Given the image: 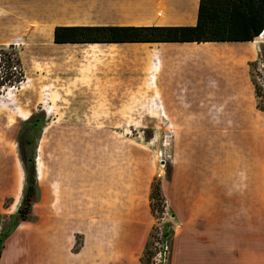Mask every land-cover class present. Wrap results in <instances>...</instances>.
Masks as SVG:
<instances>
[{
  "label": "crops",
  "instance_id": "1",
  "mask_svg": "<svg viewBox=\"0 0 264 264\" xmlns=\"http://www.w3.org/2000/svg\"><path fill=\"white\" fill-rule=\"evenodd\" d=\"M199 5L0 0V46L54 44L71 94L89 95L90 109L137 111L41 131L30 212L4 240L0 264H144L157 224L154 181L165 200L159 228L169 236L170 264H264V111L252 75L259 64L264 77V0L204 3L206 24L232 15L238 29L261 31L252 40L53 41L56 26L195 25ZM159 120L172 127L160 177L150 141L96 129ZM24 184L1 195L0 217L16 214Z\"/></svg>",
  "mask_w": 264,
  "mask_h": 264
},
{
  "label": "rangeland",
  "instance_id": "2",
  "mask_svg": "<svg viewBox=\"0 0 264 264\" xmlns=\"http://www.w3.org/2000/svg\"><path fill=\"white\" fill-rule=\"evenodd\" d=\"M54 46V44H50V47L44 50L37 47L11 48L10 46H0L1 51H10L13 54L18 60L20 70V74H17L14 81L8 84L5 83L3 86L0 85V191L2 190L0 197L5 190L15 186V183L18 189L22 188L25 171L19 153L17 136L30 115L39 119L37 129L32 130L34 141L30 147V151L32 152L35 149L36 153L41 131L55 130L56 127L65 122L102 124L103 120L107 119L110 114L120 118H128L130 113H137V111L115 113L103 111L101 109L102 104L97 105L100 109H90L89 95L71 94L72 88L70 85H64L60 80V66L55 62L56 50ZM252 75L258 85L264 87L261 65H254ZM17 109L21 110L25 117L19 116ZM151 123L152 126H120L96 129H110L115 131L116 134L141 136L143 140L150 141V146L159 149L157 166H159L161 156L159 153L166 161L163 170L165 172L168 165L165 149L170 144L172 127L167 126L160 120L157 122L151 121ZM81 128L90 131V127ZM12 173H14V177L17 175L15 182L11 181L10 175ZM157 179L159 178L156 177ZM9 201L10 197H6L4 202L7 205ZM155 203H157V200H155ZM165 210L164 206L162 211L156 210L155 212L157 224L153 228L147 248L150 252L153 251L155 241L158 239L159 226L162 225L163 217L166 216ZM11 221L12 215L1 213V229L8 227ZM150 257L151 254L144 252L142 255L144 264H149Z\"/></svg>",
  "mask_w": 264,
  "mask_h": 264
},
{
  "label": "trees",
  "instance_id": "3",
  "mask_svg": "<svg viewBox=\"0 0 264 264\" xmlns=\"http://www.w3.org/2000/svg\"><path fill=\"white\" fill-rule=\"evenodd\" d=\"M212 0H200L198 20L195 25H161V26H135V25H70L56 26L53 31L54 42H118V41H212V40H252L261 33L260 30L238 29L239 25L229 16V21L222 25H208L203 21L204 3ZM208 9V8H207ZM233 11V8L230 10ZM4 61L11 64V57L17 63L18 60L9 51L3 52ZM19 67V65H18ZM2 72L0 71V77ZM6 73L0 79V85L14 81L18 73ZM6 81V82H4ZM255 81V80H254ZM258 107L264 111V87H260L255 81ZM39 119L30 115L28 120L19 130L17 143L20 157L25 171V185L23 195L16 214L12 217L8 227L0 231V255L3 242L19 221L25 220L30 212L31 203L36 192V170L34 151H30L33 144L32 130L37 129ZM157 200V203H155ZM157 205V207H156ZM165 206L164 197L161 194L159 182H153L151 189V209L155 216L156 210L162 211ZM167 233V231H166ZM168 236V234H167ZM169 238V236H168ZM146 253L152 254L148 249ZM150 256V255H149Z\"/></svg>",
  "mask_w": 264,
  "mask_h": 264
},
{
  "label": "built area",
  "instance_id": "4",
  "mask_svg": "<svg viewBox=\"0 0 264 264\" xmlns=\"http://www.w3.org/2000/svg\"><path fill=\"white\" fill-rule=\"evenodd\" d=\"M4 51H1L0 49V71L2 72L0 79H3L6 76V73L9 72V74L12 75V77L15 76L14 73H18V65L13 61V58L11 57V64L7 65L4 61ZM9 52V51H5ZM6 82V81H4ZM5 84V83H4ZM7 84V83H6ZM3 86V85H1ZM159 155L162 156L161 153ZM159 158V170L161 172L158 173V177L161 176V173L163 174V170L166 164L165 159L163 156ZM170 256H171V245H170V240L167 236V233L165 230H161L159 228V233H158V239L155 241L153 251L150 257L149 264H170Z\"/></svg>",
  "mask_w": 264,
  "mask_h": 264
},
{
  "label": "bare ground",
  "instance_id": "5",
  "mask_svg": "<svg viewBox=\"0 0 264 264\" xmlns=\"http://www.w3.org/2000/svg\"><path fill=\"white\" fill-rule=\"evenodd\" d=\"M19 109V108H18ZM17 109V113H18V115L19 116H21V117H25V114H23V112L21 111V110H18Z\"/></svg>",
  "mask_w": 264,
  "mask_h": 264
}]
</instances>
